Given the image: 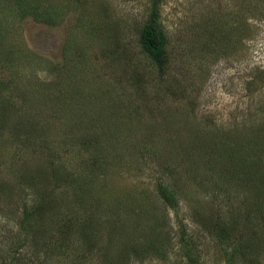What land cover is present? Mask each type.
I'll use <instances>...</instances> for the list:
<instances>
[{
    "label": "rangeland",
    "instance_id": "rangeland-1",
    "mask_svg": "<svg viewBox=\"0 0 264 264\" xmlns=\"http://www.w3.org/2000/svg\"><path fill=\"white\" fill-rule=\"evenodd\" d=\"M39 1L0 0V263L225 264L226 239L264 233V1L163 0V74L139 42L152 0H53L56 18ZM41 200L43 235L16 261L22 205ZM116 205L158 244L123 259Z\"/></svg>",
    "mask_w": 264,
    "mask_h": 264
},
{
    "label": "trees",
    "instance_id": "trees-1",
    "mask_svg": "<svg viewBox=\"0 0 264 264\" xmlns=\"http://www.w3.org/2000/svg\"><path fill=\"white\" fill-rule=\"evenodd\" d=\"M14 1H15V4L11 5L9 7L17 8L18 5L19 6H25L23 0H14ZM162 1L163 0H152V2L150 4L149 11H148V15H147V18L145 21V24L142 26V28L139 32V42H140L141 51L149 59V61L154 65V67L157 69V71L160 74H163L164 72H166L167 67L169 65V62H170V59H171L170 58L171 55H170V52L168 50L169 45H170L169 38H168L166 32L164 31V28H163L162 22H161V6L160 5H161ZM20 2H21V4H20ZM39 2L40 3L43 2L42 5L45 4V9L41 13L44 12L43 14H47V16L50 13L52 5L53 6L56 5L53 0H40ZM256 4L258 7L259 1L256 2ZM254 8H256V6ZM60 14L61 13L58 12L54 6L53 13H52L54 18L60 16ZM208 28H211V26ZM212 28H214V27H212ZM210 32L211 33L208 34L207 36H210L211 39H218V37L219 38L224 37V35L216 37L217 34L215 32H213V31H210ZM6 36H8L7 32H4L2 34L0 33V51L3 47H5L6 42H4V40H5ZM238 38H240V36H238ZM220 42H221V40L218 39V43H216V45L219 44ZM222 43L224 44V42H222ZM208 45H211V43H209ZM13 47H14L13 45L10 46V48H13ZM11 54L12 53H8V52L4 51V55H2V53H0V59L1 60L3 59L2 62L6 63V61L8 60V58ZM6 56H7V58H5ZM13 58L16 59L17 57L15 56ZM9 88H10V86L8 84H6V86L4 84L2 90H3V92H6V90H8ZM10 103H11V101H10ZM7 106H8L7 108H3V111L8 110V109L13 110V108H14L13 105L12 106L7 105ZM4 119H5V117H0V124L1 125L5 123ZM29 125L30 124L26 125V123L18 122L17 125L11 126L10 128L14 129L17 133L18 129H20L21 131H24L26 129V127H29ZM1 131H3V128L0 127V133H1ZM20 136L18 134V137H20ZM260 163H263V162H260ZM260 173H262V172L260 171ZM261 175L264 179V172ZM88 188H89L88 191L83 190L82 195H87V193H91L94 191L93 186H89ZM158 192H159V198L166 205H168L169 207H172V208L175 206V204H174L175 202L172 201L173 194L169 191V189L160 187ZM104 198H105L104 194L101 196L100 195L96 196L97 203L99 204V202H101V200L107 201V199L106 198L104 199ZM112 198H114V197L109 196V199H112ZM48 205H49V202L47 200L38 201L37 203H35L33 205L31 204L30 206H26L25 204L22 205V216H21V220L19 222L18 232H19V235H22L23 241H22V245H18V249L16 250L17 252H15L13 254L16 261L19 260V255L21 254L20 250L22 249V247L24 248L26 245H28V243H30V241H31L30 237H32L31 232L33 230H35L34 231V233H35L34 238L35 239L40 238L41 235H43V228H42L43 225H42V223L38 222L37 218L38 217L40 218L43 215V213L46 212ZM262 207H264V201L262 204H260V208H262ZM112 208H113V210L111 213L113 214V211H114L115 215H112V217L114 216V220L111 223H112V225L115 226L117 236L123 237V234H124L123 231L128 229L129 227H131V229L133 230L132 235H134V236L129 240V244L127 242L125 249H121V251H122L121 257L123 259L127 257L128 253H131V251H135L136 247L138 248V251L142 252V251H145L146 249L150 250L154 247L155 244L156 245L158 244L157 240L155 241V238H159V235L156 231L155 226L152 224L153 226L152 227L150 226L148 228V226L145 225L144 229L146 231L144 232L142 225H143V222H145V221L140 219L141 214L134 213L132 206L127 205V206L121 207L120 205H116L115 207H112ZM99 210H100V208L97 207L96 212H99ZM262 215H264V213H262ZM88 222H83L81 224V228L83 229V232H85L84 237L87 236L89 239L91 234L93 236V233H94L93 230L94 229L92 231H89L90 227H89V225H87ZM65 225H67V224H65ZM76 225H78V224H76ZM87 226H88V228H87ZM220 234L221 233L218 234L219 235V237H218L219 243H221V241H224L226 239V237L224 239H222L224 236L221 234L222 237H220ZM138 236L139 237L143 236L145 239L143 238L142 240L137 241L136 239L139 238ZM226 241L228 242V244H227L228 254L226 255L224 253L225 254V259H224L225 264H234L233 261H235V260H240L243 263H244V261L248 260V262L250 264H253V262L258 260L255 256V254H257V250L262 249V253H264V233H261L259 235H256L255 233H253V235L251 234V237L246 241L240 240L238 242L235 241L231 244L229 243V239L228 240L226 239ZM160 250H161V248H160ZM260 258H261V256H260ZM0 264H3V263H0Z\"/></svg>",
    "mask_w": 264,
    "mask_h": 264
}]
</instances>
